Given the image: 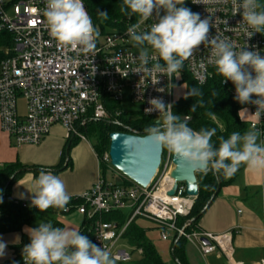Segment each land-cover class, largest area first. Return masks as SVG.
I'll list each match as a JSON object with an SVG mask.
<instances>
[{"label":"built area","instance_id":"1","mask_svg":"<svg viewBox=\"0 0 264 264\" xmlns=\"http://www.w3.org/2000/svg\"><path fill=\"white\" fill-rule=\"evenodd\" d=\"M187 4L202 19L210 20V38H226L233 42L235 50L255 48L264 55V34L245 37L239 25L242 18L233 12L232 0H203L200 4L187 0ZM45 7V0H0V31L11 33L14 45L11 51L5 50L10 54L0 63V125L15 147L41 144L57 124L66 129L69 138L78 136L86 139L79 133V128L85 126L90 118L116 125L121 124V115L132 118L142 114L156 120L159 113L145 114L148 100L162 97L165 103L173 105V111L179 99L174 94L176 86H185L184 73L201 86L214 77H220L229 95L233 98L235 94L231 81L223 83L224 78L209 63L210 47L200 45L194 49L183 67L171 77H149L134 72L139 65L140 48L134 47L126 35L127 28L137 23L138 16H129L124 29L100 34L95 49L84 54L79 47L57 46L48 34L43 16ZM155 22L150 18L140 25L139 31H146ZM144 47L152 56V49L147 45ZM154 63V60H149L148 67ZM154 80L159 82L153 85ZM125 98L139 108L130 114L124 112L122 101ZM111 103H116L117 107L110 109ZM244 110L250 114L248 127L255 124L260 131V143L264 144V117L258 119L253 114L255 107L250 104H240L238 114ZM125 129L124 132L137 133L133 126ZM173 168L172 153L166 149L162 164L148 187L131 180L129 183H116L101 178L81 195L70 197L67 204L75 198L81 199L75 210L90 223L93 243L106 249L115 264L130 263L142 254L141 249L132 248L123 237L136 217L153 221L163 241L172 240L175 235L184 236L190 243H199L204 257L220 251L232 259V231L224 234L201 230L187 232L186 225L178 226L177 218L190 213L196 197L187 195L183 182L178 183L176 194L170 195L176 184L170 176ZM22 204L23 207L29 206L26 202ZM69 208L70 205L65 207L66 211ZM118 212L128 215L124 225L102 219L106 214ZM203 238L210 243L204 244ZM21 264H24L23 260Z\"/></svg>","mask_w":264,"mask_h":264},{"label":"clouds","instance_id":"2","mask_svg":"<svg viewBox=\"0 0 264 264\" xmlns=\"http://www.w3.org/2000/svg\"><path fill=\"white\" fill-rule=\"evenodd\" d=\"M202 2L192 0L193 4ZM45 3L43 16L48 34L58 47H79L84 54L95 49L99 33L83 0H45ZM184 4L185 0H122L120 11L128 16H138L137 23L126 30L133 46L140 48L139 65L134 72L149 77H171L183 67L194 49L200 45L210 47L209 63L224 78L223 83L231 81L233 84V100L254 106L253 114L258 119L264 117V55L255 48L235 50L233 42L226 38H210V20L202 19L199 13ZM232 4L233 12L242 18L239 25L245 37L264 34V5L260 0H232ZM98 15L104 19L108 16L105 12H98ZM150 18L156 22L146 31H139L140 25ZM145 45L152 49V56ZM149 60L155 61L151 68L148 67ZM158 82L154 80L153 85ZM157 91L163 92L162 89ZM186 95L198 96L199 91L192 88ZM147 103L149 107L145 108V114L157 112L160 115L154 124L144 128L146 138L164 146L180 159L201 169L210 168L224 177L233 175L242 164L254 171L264 170V144L257 142L260 131L255 124L243 135L232 132L227 139L220 137L219 147L213 149L210 141L215 128L202 127L194 131L186 120L173 114V105L165 103L162 97H153ZM27 191L32 194L30 206L39 211L49 207L63 208L70 199L64 183L43 169L35 179V190ZM20 198H25V194L20 193ZM23 231L29 238L21 249L24 264H114L106 249L75 229L42 221L35 227L25 226ZM7 246L0 238V259L5 257Z\"/></svg>","mask_w":264,"mask_h":264},{"label":"trees","instance_id":"3","mask_svg":"<svg viewBox=\"0 0 264 264\" xmlns=\"http://www.w3.org/2000/svg\"><path fill=\"white\" fill-rule=\"evenodd\" d=\"M121 2L122 0H83V4L91 18L92 24L99 35L106 34L115 29L125 28L129 16L120 11ZM184 6L192 10L191 6L187 4V0H185ZM98 12L107 13V19L99 16ZM132 15L135 16V14ZM13 46L11 33L0 31V63L10 54H6L5 50L8 49L11 51ZM183 82L186 86V93L176 101L173 114L179 115L181 118L183 116L192 118V121L188 123V127L192 128L194 131H199L202 127L205 129L215 128V135L210 141L213 145V149L219 147L220 137L227 139L232 132L243 135L248 130V124L241 120L240 114H238L240 104L234 101L229 95L226 87L222 85L220 77H214L205 85L201 86L198 85L190 75L184 73ZM192 88H196L199 91L198 96L186 95ZM193 105H195L194 111L192 110ZM115 107H117L116 103H111L109 105L110 109ZM120 120L121 124L116 125L109 121H98L90 118L87 120L85 126L79 128V133L91 142L102 170L105 165L100 162V157L106 149H110V134L112 132H124L126 131V126H133L138 134L146 136L144 128L154 124L156 121L153 117H145L142 114H136L132 116V118L121 115ZM78 138V136H73L68 143L73 145ZM164 149L166 148L164 147ZM244 167L245 165L242 164L238 170L229 177H224L222 174L215 173L210 168L206 171L196 172L199 195L194 199V206L190 213L186 216L177 218L178 226L186 225L185 229L187 232L198 230L196 226L200 221V217L205 212L201 215L199 214L207 206L206 204L216 191L218 185L217 179L220 180L222 187L231 182L238 175V171ZM29 169L38 172L41 169L44 170L47 168L36 165H24L19 161H13V163H5L0 169V234L21 232L24 226L30 225L38 220L49 221L54 226L63 227V224L58 220L55 219L52 221L44 217L45 213L53 214V216L60 214L68 215L70 212L74 211L76 205L81 202L80 198H75L63 208L49 207L44 211H39L31 206L23 207L21 201H14L11 199L10 189L14 181ZM129 182L124 181V183ZM68 205H70V210L66 211L65 207ZM127 218L128 215L126 213L118 212L106 214L102 219L104 221L115 220L119 225H124ZM139 219L141 218L136 217L132 221L123 237L126 239L129 246L134 249H141L142 254H139L133 261L126 264H168L156 250L152 240L146 235L147 229L138 223ZM89 225L90 223L84 219L78 232L87 236L93 242L92 233L89 232ZM20 240V243L13 248L14 258L7 264L22 263L21 249L29 242V239L22 235ZM171 244V251L175 264H190L186 250L188 240L184 236L178 237L175 235L171 240Z\"/></svg>","mask_w":264,"mask_h":264},{"label":"crops","instance_id":"4","mask_svg":"<svg viewBox=\"0 0 264 264\" xmlns=\"http://www.w3.org/2000/svg\"><path fill=\"white\" fill-rule=\"evenodd\" d=\"M239 114L247 123L250 118L248 111ZM48 134L39 145L15 147L0 125V169L5 163L13 161L46 167L45 171L56 175L64 183L69 197L81 195L98 180L105 178L89 140L79 137L70 145L68 141L71 138L60 124L54 125ZM257 142L260 143V137ZM39 172L29 169L16 179L10 189L11 199L26 202L30 206L32 194L27 190H35V179ZM237 174L231 182L220 188L219 194L196 226L198 230L217 234L232 231V259L220 251L204 257L198 242H188L186 250L190 264H264V170L254 171L245 166ZM20 193H24L25 198L21 199ZM68 215L73 219L66 223L67 226L61 218L57 220L63 227L78 231L83 216L77 211ZM23 229L21 232L0 234V238L8 245L0 264H7L14 258L13 248L20 243L22 235L28 238Z\"/></svg>","mask_w":264,"mask_h":264},{"label":"water","instance_id":"5","mask_svg":"<svg viewBox=\"0 0 264 264\" xmlns=\"http://www.w3.org/2000/svg\"><path fill=\"white\" fill-rule=\"evenodd\" d=\"M181 119L186 120L187 124L192 121V118L187 116H183ZM110 140V163L129 180L136 182L142 187H148L162 164L164 146L155 144L146 138V136L138 133H127L123 131L112 132L110 134ZM172 161L174 168L170 176H172L176 184L171 190L170 195H175L178 183L183 182L187 190V195L193 198L197 197L199 190L196 172L206 170L180 159L173 153ZM217 184L216 191L199 215L203 214L209 208V204L220 192L221 184L219 179H217ZM202 241L207 245L210 243L205 238Z\"/></svg>","mask_w":264,"mask_h":264},{"label":"rangeland","instance_id":"6","mask_svg":"<svg viewBox=\"0 0 264 264\" xmlns=\"http://www.w3.org/2000/svg\"><path fill=\"white\" fill-rule=\"evenodd\" d=\"M261 4L264 5V0H260ZM186 93V87L181 84V85H177L176 89H175V98H180L182 96H184ZM123 105H122V109L124 112H126L127 114H130L133 110H137L139 108V105L135 104V103H131L129 102V100L127 98H125L123 101ZM21 108L24 107V105L22 104V101L20 102ZM240 147V145H239ZM109 151L110 149H106L103 152V155L100 157V162L104 163L105 167H103L102 173L103 176H105V178H107L110 181H114L116 183H124L125 182H129L130 180L125 177L121 171L117 170L112 163H110V158H109ZM166 152V149L164 151V154ZM76 210L70 212V214L75 213ZM128 211V210H127ZM44 217L51 219L52 221H54L55 219H59L61 218L63 222L66 223H70L73 219L72 216L69 215H55L53 216V214L51 215L50 213H45ZM77 219H79L78 217H76ZM38 222H42L41 220L38 221H34L32 224H30V227H35L37 226ZM138 223L143 226L144 228L147 229L146 235L148 236L149 239L152 240L156 250L159 252V254L161 255V257L163 258V260L165 262H167L168 264H175V261L173 259V255H172V251H171V241L170 240H165L163 241L161 239L160 236V232L158 227L156 226V224L153 221H148L145 219H139ZM67 226V224H66ZM124 242V243H123ZM122 243L124 244V246L126 245L125 241H123ZM138 256V255H137ZM115 264V263H114Z\"/></svg>","mask_w":264,"mask_h":264}]
</instances>
